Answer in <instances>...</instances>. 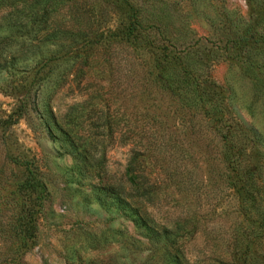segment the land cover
Wrapping results in <instances>:
<instances>
[{
  "label": "rangeland",
  "instance_id": "374dc122",
  "mask_svg": "<svg viewBox=\"0 0 264 264\" xmlns=\"http://www.w3.org/2000/svg\"><path fill=\"white\" fill-rule=\"evenodd\" d=\"M245 246L264 264V0H0V264Z\"/></svg>",
  "mask_w": 264,
  "mask_h": 264
},
{
  "label": "trees",
  "instance_id": "16d2710c",
  "mask_svg": "<svg viewBox=\"0 0 264 264\" xmlns=\"http://www.w3.org/2000/svg\"><path fill=\"white\" fill-rule=\"evenodd\" d=\"M28 174V175H27ZM27 176L23 178V182L25 184L26 187H37V186H40V182L35 179L31 173V171H28L27 172ZM29 174H30V177H29ZM98 189L106 194L107 196H110V197H113V198H116L117 199V202L118 203H124V200H122V198L119 196V193H120V190L119 188H117L114 184H103V185H100L98 187ZM162 234H159L162 238L163 237H167V229L166 228H163L161 230ZM243 253V257H242V262L243 264H256L254 260H256V256L257 254L249 249L247 246H245V248L243 249L242 251ZM219 264H236L234 261H233V257H220V258H217L215 259ZM259 262H257L258 264Z\"/></svg>",
  "mask_w": 264,
  "mask_h": 264
}]
</instances>
